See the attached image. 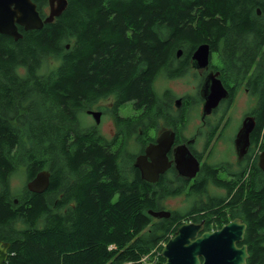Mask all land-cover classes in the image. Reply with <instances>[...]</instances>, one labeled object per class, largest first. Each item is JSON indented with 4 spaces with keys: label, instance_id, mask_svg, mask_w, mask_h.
<instances>
[{
    "label": "trees",
    "instance_id": "trees-1",
    "mask_svg": "<svg viewBox=\"0 0 264 264\" xmlns=\"http://www.w3.org/2000/svg\"><path fill=\"white\" fill-rule=\"evenodd\" d=\"M34 1L40 10L48 4ZM19 30L18 40L0 33V179L7 183L19 165L31 174L42 168L38 146L42 156L53 148L61 152L60 164L67 165L72 181L58 165L49 185L56 189L55 212L43 194H33L18 211L0 196V224L9 226L11 242L4 264H164L163 242L181 224L180 214L148 213L160 209V185L139 172L133 181L124 177L120 152L84 127L83 113L114 95L118 105L132 102L137 131L149 119L146 134L171 115V92L159 95L156 79L190 71L194 50L209 43L223 71L243 76L254 66L249 86L264 120V0H68L54 21ZM48 57L58 62L49 71ZM241 202L248 225L246 264H264V181L259 189L249 187ZM43 215L45 221L37 223ZM17 220L26 226H15ZM217 223L219 218L208 228Z\"/></svg>",
    "mask_w": 264,
    "mask_h": 264
},
{
    "label": "flooded vegetation",
    "instance_id": "flooded-vegetation-1",
    "mask_svg": "<svg viewBox=\"0 0 264 264\" xmlns=\"http://www.w3.org/2000/svg\"><path fill=\"white\" fill-rule=\"evenodd\" d=\"M46 6L49 8L47 11H45ZM46 6L41 9L42 11L38 8L42 17H46L49 14V0ZM219 61L220 58L211 49L209 64L206 67L192 66L191 71L194 74L196 86L194 94L187 97V100L190 101L188 108L192 105L193 107L199 106V114L198 117L194 116L195 121L192 127H185L187 114L184 110H181L178 116L170 117L169 121L165 120V126L159 131L157 129L153 135L149 134V129L144 134L145 131L141 128L137 136L135 111L132 110L126 114H122V111L128 106H133L132 102L118 105L117 98L114 95L99 98L94 102L96 104L101 100L107 101L108 110H106V107L101 108L99 106L97 109H94L93 104L92 107L86 109L83 113L94 118L93 114L89 113L88 110L101 111L100 121L97 122L95 120L96 124L101 122L106 113L109 114L114 125L110 138L103 134L100 131L101 128H98L96 125L89 126L84 123V127L95 129L106 140H109L111 144L110 148H114L120 152L118 158L120 171L130 181L135 179L138 172L141 176V170L135 164L136 158L146 152L147 146L157 142V138L162 131L166 129L174 130L175 137L171 148L167 152L170 165L160 174L157 181L144 180L156 186L160 185L161 198L180 196L184 202H186V199L187 205L180 207V213L174 209H169L172 213L168 218L179 217L180 214L181 224L184 222L202 223L203 231L209 230L208 227L211 221L218 218L221 224L217 223L219 226L216 228L236 218L247 224V220L244 217L246 215L245 207L241 201L245 200L249 187H257L259 189L262 187L264 181V169L261 166V156L264 153V120H261V107L258 106L256 93L249 86V82L252 80L250 79V75L255 68L252 66L251 71L242 76L240 72L234 71L228 73L223 71L219 65ZM210 75H213L212 78L219 79L229 93L228 96L220 98L218 104L210 112L204 113L206 95L210 94L207 84ZM241 77L243 78L240 79ZM242 91H245V94L248 96V100H246L248 101V110H245L241 114V118L238 121L237 117H235L234 109L235 107H239V96ZM181 100V105H183V99L181 98ZM181 105L176 106L175 104L178 108ZM247 117H253L254 126L249 133L248 144L245 150H243L245 139H242L239 146L237 142L244 120ZM259 123L262 124V127L260 133L257 134ZM131 143H134V145L139 144L138 152L132 153L129 150ZM179 146L180 170L176 162V153ZM55 151L53 148L49 151L48 156H42V152L37 146L38 160L41 161L43 167L38 168L34 174H31L28 166L19 165L11 174L12 176L21 170L24 172L23 184L19 189H13L10 183L11 176L7 183H4L0 179L1 198L10 200L16 207L14 209L18 211L20 204L22 202L28 203L33 194H43L48 210L55 212L58 205V202L53 200V197L56 196V189H50L49 186L54 173L61 167L63 171L61 170L60 172L64 173V179L69 183L72 181L67 165L65 163L60 164V161H62L60 159L61 152L56 153ZM148 162H152L151 155H148ZM58 165L61 166L58 168ZM42 170H46L50 174L49 185L43 191L32 190L29 182ZM191 173L194 174L191 175ZM71 186L70 184L67 189L69 187L71 189ZM67 193L70 194L69 190ZM240 194L243 195L241 198ZM62 196L63 193H60L59 197L61 198ZM69 204L73 206L74 202L70 201ZM63 210L67 211V207H64ZM44 215L39 218L37 223L42 224L45 221ZM19 222H22L24 227L26 226L24 220H17L14 222V225L17 226ZM8 231L9 226L7 224H0V240L10 243L8 248L9 257L11 242L7 239L8 235L6 234ZM244 239L238 244H244Z\"/></svg>",
    "mask_w": 264,
    "mask_h": 264
},
{
    "label": "water",
    "instance_id": "water-1",
    "mask_svg": "<svg viewBox=\"0 0 264 264\" xmlns=\"http://www.w3.org/2000/svg\"><path fill=\"white\" fill-rule=\"evenodd\" d=\"M50 11L46 17H42L33 0H0V33L11 35L18 40L23 37L19 30L39 29L45 23H49L60 16L67 8L68 0H49ZM258 9V13H260ZM70 47V44H67ZM182 49H178L177 56L182 55ZM211 47L209 43H201L192 54V66L206 67L209 64ZM213 75L207 80L210 94L206 95L204 113H208L223 96H228V90L222 82ZM181 98L176 99V106L181 105ZM93 114L97 122L100 121L101 111L88 110ZM254 126L253 117L244 120L239 133L237 145H241L245 139L244 149L248 144L249 133ZM175 137L172 129H166L160 133L155 144H150L144 154L136 158V166L141 170V177L148 181H157L160 174L170 165L167 152L171 148ZM148 155L152 156V162H148ZM261 166L264 169V153L261 156ZM176 162L180 170V146L177 148ZM194 173H191L193 175ZM49 172L42 170L29 182L32 190L43 191L50 182ZM148 213L156 218H168L171 210L149 209ZM247 224L238 218L231 220L220 228L203 231L202 223L184 222L175 230L174 234L164 243L161 255L165 258L164 264H246L249 258L248 245L238 243L244 239ZM203 231V232H202ZM9 242L0 240V264L8 257Z\"/></svg>",
    "mask_w": 264,
    "mask_h": 264
},
{
    "label": "rangeland",
    "instance_id": "rangeland-1",
    "mask_svg": "<svg viewBox=\"0 0 264 264\" xmlns=\"http://www.w3.org/2000/svg\"><path fill=\"white\" fill-rule=\"evenodd\" d=\"M49 8L48 6L45 7V11H47ZM57 60L55 59V57H48L46 63H45V69L47 71L52 70L56 64H57ZM192 70V68H191ZM188 71L187 73L181 75V76H177V77H167L165 75H160L155 82V88L156 91L159 95H162L164 93V91L169 90L171 92L172 97L169 99H166V101H168L170 103V112L171 115L170 117H176L178 116V114H180V111L183 110L182 109V105L180 108L175 106V100L177 98H186V96H190L193 95L195 92V86H196V81L194 78V74L192 71ZM24 68H20L19 73L20 74H24L25 72ZM245 91H242V93L239 96V107H235L234 109V113H235V117H237V120L239 121L241 118V114L243 112H245V110H248L247 104H248V96L247 94H245ZM106 107V110H108V105H107V101H103L101 100L100 102H97L96 104L93 105L94 109H97V107ZM135 110L134 107L128 106L126 109H124L122 111V114H126L129 111ZM187 114V122L185 127L189 128L193 126V123L195 121V117H198L199 114V106L198 107H193V105L188 108L187 110H184ZM83 119V123L89 125V126H98V128H101L100 131L105 134L108 138L111 137V132L114 129L113 128V121L110 118L109 114H105V116L102 118L101 122L99 124L95 123V118H93L92 116H89L88 114H84V116L82 117ZM149 119L146 120L143 125H140L139 129L141 128H145L148 123H149ZM157 127L154 128L153 124H149V134L153 135L155 133V131L158 129V131L165 126V120L164 119H158L157 120ZM146 124V125H144ZM112 127V128H111ZM139 135V130L137 131V136ZM129 150L133 153V152H138L139 151V144L134 145V143H131V145L129 146ZM23 179H24V172L21 171H17L14 175L11 176V180L10 183L13 187V189H19L21 187V185L23 184ZM182 198H180V196H176V197H171V198H161L160 200V209L164 208V209H174L176 211H178L180 213V207H185L187 205V200L185 199L186 202L181 200ZM189 206V205H188ZM187 206V207H188ZM157 220V219H155ZM19 225V226H18ZM17 226L19 228L24 227V224L22 222H19L17 224ZM166 242V241H165Z\"/></svg>",
    "mask_w": 264,
    "mask_h": 264
},
{
    "label": "built area",
    "instance_id": "built-area-1",
    "mask_svg": "<svg viewBox=\"0 0 264 264\" xmlns=\"http://www.w3.org/2000/svg\"><path fill=\"white\" fill-rule=\"evenodd\" d=\"M146 259V257H143V260H145Z\"/></svg>",
    "mask_w": 264,
    "mask_h": 264
},
{
    "label": "bare ground",
    "instance_id": "bare-ground-1",
    "mask_svg": "<svg viewBox=\"0 0 264 264\" xmlns=\"http://www.w3.org/2000/svg\"><path fill=\"white\" fill-rule=\"evenodd\" d=\"M34 1V0H33ZM69 48V47H68ZM23 111V110H22Z\"/></svg>",
    "mask_w": 264,
    "mask_h": 264
},
{
    "label": "clouds",
    "instance_id": "clouds-1",
    "mask_svg": "<svg viewBox=\"0 0 264 264\" xmlns=\"http://www.w3.org/2000/svg\"><path fill=\"white\" fill-rule=\"evenodd\" d=\"M213 229H216V228H213Z\"/></svg>",
    "mask_w": 264,
    "mask_h": 264
}]
</instances>
